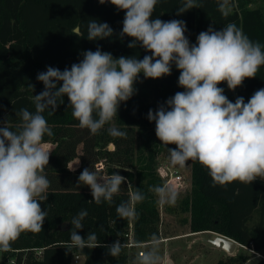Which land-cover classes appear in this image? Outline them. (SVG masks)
<instances>
[{
  "label": "clouds",
  "instance_id": "9594fccd",
  "mask_svg": "<svg viewBox=\"0 0 264 264\" xmlns=\"http://www.w3.org/2000/svg\"><path fill=\"white\" fill-rule=\"evenodd\" d=\"M158 2L99 0L100 4L111 3L125 12L119 37L132 38L127 47L140 46L150 55L143 59L114 58L98 46L95 51H83V59L70 69L61 71L49 66L37 74L44 89L34 95L35 111L21 108L16 112L20 122L15 129L8 120L0 126V252L11 251L12 243L24 232L42 231L48 216L41 207L50 187L43 174L50 158L43 138L53 132L43 113L49 109L50 114L55 112L67 96L68 107L79 126L95 135L117 117L120 104L136 93L134 85L140 74L145 79H159L171 75L173 65L179 70L178 86L184 91L176 92L155 111L149 109L147 113V119L155 122L156 137L168 147L172 165L183 168L188 161L199 162L208 170L213 186L264 180V88L256 90L247 102L243 96L232 102L224 88L218 86L226 82L227 88L235 91L246 78H255L264 66V45L251 40L235 23L219 30L209 26L197 35L196 43H190L185 35V21L152 18ZM200 7L199 0H182L176 15ZM217 7L227 17L230 0H218ZM72 35L82 36L79 26L72 29ZM113 35L108 23L89 19V41ZM30 87L34 91L35 86ZM107 131L112 137H127L126 131L115 126ZM125 183L129 199L116 206V213L122 219H134L138 216L135 205L146 196L119 172L99 176L84 168L77 185L89 187L91 201L96 204H111ZM149 192L155 194L160 205L174 206L179 199L178 191L168 184L152 186ZM87 216V210L81 209L69 222L68 248L83 251L105 247L108 255L119 257L127 247L119 239L102 244L95 232L90 231L86 238L78 234ZM160 243L153 233L150 245H144L139 253L137 264H161Z\"/></svg>",
  "mask_w": 264,
  "mask_h": 264
},
{
  "label": "trees",
  "instance_id": "16d2710c",
  "mask_svg": "<svg viewBox=\"0 0 264 264\" xmlns=\"http://www.w3.org/2000/svg\"><path fill=\"white\" fill-rule=\"evenodd\" d=\"M254 0H230L231 11L224 17L218 11V0H199L200 8H193L177 16V8L182 0H159L153 19L164 21L179 19L186 22L185 35L190 43L209 26L219 30L228 23H235L253 41L264 45V0L251 6ZM124 11L117 10L111 3L100 4L99 0H0V126L8 120L15 129L20 122L16 112L21 108L35 111L34 95L44 89L37 74L47 67L63 71L83 59V51L110 52L114 58L120 56L143 59L150 55L140 46L128 48L132 38L119 37L122 31ZM89 19L106 22L114 30V35L102 40L87 39ZM79 26L82 36L72 35V29ZM179 70L173 65L172 73L159 79H145L140 74L135 83L136 93L122 102L117 117L93 135L79 126L72 116V109L65 96L64 103L45 116L53 135H45L43 143L54 145L45 167L44 175L50 181L47 199L41 202L42 210L48 216L43 230L24 232L12 243L11 251L1 252L2 261L15 255L18 262L24 257V264H71L75 254L83 257L79 264H131L134 261L131 250L126 247L119 257L108 255L105 247L95 249L68 248L71 219L81 209L88 216L78 234L86 238L95 232L102 244H112L127 228L129 219H122L116 213V206L129 199L127 183L121 185L120 193L113 203L96 204L92 200L89 187L77 185L84 168H92L101 157L108 158L110 165L106 175L114 172L125 176L132 185L139 188L146 199L135 205L138 216L133 220L134 239L137 242L150 241L151 235L158 236L159 204L149 188L162 185L156 175L154 159L168 147L161 144L155 134V122L147 119L149 109L155 111L160 104L184 91L178 86ZM34 85V91L30 87ZM230 101L243 96L245 102L252 94L264 88V66L255 78H246L235 91L227 88L226 82L218 85ZM115 126L126 131V138L112 137L107 129ZM113 145L110 150L106 146ZM99 145V148H96ZM81 146L80 152L78 147ZM174 148L175 145H169ZM103 155V156H102ZM78 159L74 168L71 161ZM190 193L182 200L188 212V226L192 233L212 231L228 236L242 246L260 253L264 250V180L257 178L251 184L235 181L226 186H213L208 170L199 162H190ZM42 247L37 258L33 248ZM244 254L217 260L216 264H235L246 261ZM252 264H264V257Z\"/></svg>",
  "mask_w": 264,
  "mask_h": 264
},
{
  "label": "rangeland",
  "instance_id": "374dc122",
  "mask_svg": "<svg viewBox=\"0 0 264 264\" xmlns=\"http://www.w3.org/2000/svg\"><path fill=\"white\" fill-rule=\"evenodd\" d=\"M260 0H254L251 6L259 5ZM234 98V102H235ZM45 149L51 153L54 145L51 143H43ZM108 149H112L113 145L109 144L106 146ZM96 148H99L97 145ZM81 146L78 147L80 152ZM103 156V155H102ZM167 162L171 166L180 170L181 174L184 177L185 183L184 187L181 190H177L179 193V199L174 206L170 205H160L159 204V221L157 223V230H158V237L161 241L159 246V255L161 257H165L168 253L166 252L169 248L170 242L172 243L173 240L177 243H181L180 246L171 247L169 249L172 257L176 260V264H216L217 260L219 259H226L229 256H235L238 254H244L248 257L246 261H237L235 264H252L258 259L264 257V250L260 253L253 252L250 248L237 246V248L233 252H227L222 249H217L216 246L207 242V238H213L214 234H204L200 235L199 237L189 236V237H182L176 236L181 233L183 230H186V224L188 223L189 214L183 208L182 200L187 197L190 193V162L188 161L185 167L181 168L178 165H172L169 159L168 151H161L154 159V166L156 167L159 163ZM78 163V159H74L69 164L71 168H74ZM110 165V161L101 157L98 162H96L92 168L88 167L90 171H95L99 176L106 175V169ZM50 168V166H49ZM48 168V170H49ZM100 168V169H97ZM45 173V175L48 173ZM188 231V230H187ZM186 236V235H185ZM179 239H174V238ZM165 238V240H162ZM172 240V241H171ZM150 245V241H147ZM169 243V244H168ZM143 250L144 248L141 247ZM134 248L132 249L131 253L133 254L134 261L131 264H136V256H138L137 252L141 249ZM217 251L220 253H217ZM169 254V253H168ZM2 261V253L0 252V263Z\"/></svg>",
  "mask_w": 264,
  "mask_h": 264
},
{
  "label": "built area",
  "instance_id": "2783aa9c",
  "mask_svg": "<svg viewBox=\"0 0 264 264\" xmlns=\"http://www.w3.org/2000/svg\"><path fill=\"white\" fill-rule=\"evenodd\" d=\"M100 169V168H97ZM156 175L162 180L163 184H168L169 186L175 188L176 190H181L184 187V177L181 174L180 170L171 166L169 163H159L155 167ZM119 239L121 243H126L127 249L132 250L134 248H141L144 245H147L148 242H137L134 239V231H133V220L129 219L127 228L115 239V241ZM35 256L38 258L42 254V247L31 249ZM143 251L141 248L138 250L137 254ZM81 256L79 254H75L72 258L71 264H79V258ZM4 264H24V257L18 262L15 255L9 256L7 260H5Z\"/></svg>",
  "mask_w": 264,
  "mask_h": 264
},
{
  "label": "crops",
  "instance_id": "0c3cea01",
  "mask_svg": "<svg viewBox=\"0 0 264 264\" xmlns=\"http://www.w3.org/2000/svg\"><path fill=\"white\" fill-rule=\"evenodd\" d=\"M186 230H183L181 233H179L178 235H176V236H181V238L182 237H189V236H195V237H199L200 235H204V234H209V233H211V234H214V235H216V233L215 232H212V231H202V232H197V233H192V232H190V230H189V226H188V223L186 224ZM188 230V231H187ZM186 235V236H185ZM174 239H179V238H174ZM209 239L210 238H207V242H209ZM162 240H165V238H163ZM172 241V240H171ZM169 244V243H168ZM180 244L181 243H177V242H175V240H173V242L171 243L170 242V244L168 245L169 246V248H168V250L166 251V252H168L166 255H165V257H161V264H167V261L168 260H170V264H176V260H174V257H172V255H171V253H170V251H169V249L171 248V247H176V246H180ZM181 246H182V244H181ZM217 249L219 250V249H221V251H222V248H220V247H217ZM217 253L219 254L218 256H220V253L217 251ZM137 257L138 256H136V264H137ZM79 263L80 262H82V260H83V257L81 256L79 259Z\"/></svg>",
  "mask_w": 264,
  "mask_h": 264
},
{
  "label": "water",
  "instance_id": "95a60500",
  "mask_svg": "<svg viewBox=\"0 0 264 264\" xmlns=\"http://www.w3.org/2000/svg\"><path fill=\"white\" fill-rule=\"evenodd\" d=\"M209 242L213 244L214 246L220 247L223 250L230 252V253L233 252L237 248V246H242L240 243H238L234 239L228 236H225L223 234H218V233H216V235L213 238H210ZM167 264H170V260L167 261Z\"/></svg>",
  "mask_w": 264,
  "mask_h": 264
}]
</instances>
